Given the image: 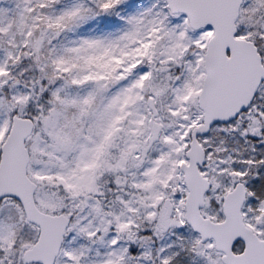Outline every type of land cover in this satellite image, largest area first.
Wrapping results in <instances>:
<instances>
[{"label": "snow or ice", "instance_id": "1", "mask_svg": "<svg viewBox=\"0 0 264 264\" xmlns=\"http://www.w3.org/2000/svg\"><path fill=\"white\" fill-rule=\"evenodd\" d=\"M0 264H264V0H0Z\"/></svg>", "mask_w": 264, "mask_h": 264}]
</instances>
